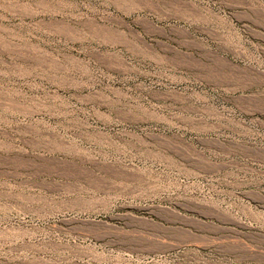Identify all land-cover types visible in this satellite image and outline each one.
<instances>
[{
    "label": "rangeland",
    "instance_id": "obj_1",
    "mask_svg": "<svg viewBox=\"0 0 264 264\" xmlns=\"http://www.w3.org/2000/svg\"><path fill=\"white\" fill-rule=\"evenodd\" d=\"M0 264H264V0H0Z\"/></svg>",
    "mask_w": 264,
    "mask_h": 264
},
{
    "label": "bare ground",
    "instance_id": "obj_2",
    "mask_svg": "<svg viewBox=\"0 0 264 264\" xmlns=\"http://www.w3.org/2000/svg\"><path fill=\"white\" fill-rule=\"evenodd\" d=\"M130 33V32H129ZM134 34V33H133ZM130 36H132V33H131V35ZM138 36V35H137ZM136 36V37H137ZM134 37V36H133ZM140 39V38H139ZM138 39V40H139ZM139 47V46H138ZM141 49V48H140ZM149 50V49H148ZM131 51V50H130ZM144 52V51H143ZM147 52V54L148 53H150L149 51H145L144 52V54ZM141 53V52H140ZM152 54V53H151ZM145 56V55H144ZM149 56V55H148ZM153 56V55H152ZM159 57V56H158ZM151 58V57H150ZM157 63V62H156ZM76 84V83H75ZM75 84H73V85H75ZM77 85V84H76ZM77 86H79V85H77ZM173 88V87H172ZM174 89V88H173ZM171 89H169V91H170ZM174 90H176V89H174ZM101 92V91H100ZM173 92V91H172ZM175 92V91H174ZM178 92V91H177ZM115 93V92H114ZM166 93V92H165ZM170 93V92H169ZM121 93L119 92V95H120ZM159 94V93H158ZM167 94V93H166ZM171 94V93H170ZM177 94V93H176ZM175 94V95H176ZM180 94V93H179ZM74 95V94H73ZM76 95V94H75ZM123 95V94H122ZM174 95V96H175ZM93 96V95H92ZM94 96H96L97 97V95H94ZM99 96V95H98ZM122 97H126V96H122ZM131 97V96H130ZM155 97H157V96H155ZM166 97V96H165ZM92 98V97H91ZM133 99V98H132ZM132 99H128V100H132ZM98 100V99H97ZM176 100V99H175ZM135 101V100H134ZM177 101V100H176ZM103 102V101H102ZM106 103V102H105ZM108 103V102H107ZM106 103V104H107ZM102 104V103H101ZM152 104V103H151ZM100 105V104H99ZM107 106H110L109 108V110H110V112H111V110L112 111H116V112H114V113H117V112H125L126 113V111H127V113L128 112H130L131 114H134L133 115V117H134V119L136 120V119H140L141 118V120L145 117V118H149V117H154V116H156L155 114H154V108H153V106L152 107H147L145 104H143L142 102H138V100L137 101H135V102H130V101H126V100H124L123 98H121V97H117L116 99H114L113 101H111L110 103H108V105ZM154 106H155V103H154ZM157 106V105H156ZM159 107V106H158ZM180 109V108H179ZM97 110V109H96ZM94 111H95V109H94ZM118 114H122V113H118ZM118 114L116 115L117 117H118V119H119V116H118ZM129 114V113H128ZM115 115V114H114ZM158 115V114H157ZM161 115V114H160ZM109 116V118H110V115H108ZM107 116V117H108ZM123 116V115H122ZM125 116V115H124ZM123 116V117H124ZM132 116V115H131ZM159 116V115H158ZM120 117H121V115H120ZM104 118H106V117H104ZM103 118V120L104 121H106L105 119ZM116 118V117H115ZM125 119H126V116L124 117ZM144 118V119H145ZM159 118H160V116H159ZM162 118V117H161ZM102 119V118H101ZM117 119V120H118ZM133 119V118H132ZM154 119H155V117H154ZM156 119H158V118H156ZM108 120H110V119H108ZM107 120V121H108ZM120 120V119H119ZM122 120H123V118H122ZM135 120H133L134 122H135ZM124 121V120H123ZM128 121V120H127ZM137 121V120H136ZM109 122V121H108ZM112 122H114V121H112ZM120 122V121H119ZM129 122H131V121H129ZM122 123V122H121ZM125 123V122H124ZM136 123V122H135ZM138 123V122H137ZM134 124V123H133ZM107 125V124H106ZM86 133L87 132H71L69 135L70 136H72V138L71 139H69V141H66L65 140V142H67V144H68V146H67V144H65L64 143V145H66L67 147L66 148H69V151H73L74 149H78V150H81L82 149V147H81V149H80V143H83V142H85L84 140H87L88 139V136H86ZM107 133V132H106ZM105 132H103V131H97V132H95L94 133V135L99 139V140H103V141H109L110 142V140L111 139H107V134H106ZM65 134V133H64ZM50 135H52V134H50ZM49 135V136H50ZM94 135H92V136H90L93 140H94ZM56 136V135H55ZM50 138H51V136H50ZM49 138V139H50ZM56 138V137H55ZM62 141V140H61ZM60 141V142H61ZM53 142H55V141H53ZM64 142V141H63ZM49 143V142H48ZM57 143V149H59L60 150V148H58V147H61V143H59V142H56ZM55 147V146H54ZM61 148H63V147H61ZM63 150H65V148H63ZM68 151V150H67ZM46 216H48V214L47 213H43V214H39L38 215V218L39 219H47L46 218ZM42 228V227H41ZM29 230V229H28ZM34 231V230H33ZM37 231V230H36ZM27 233V232H26ZM34 233V232H33ZM22 235H24V234H22ZM28 235V234H27ZM37 235V234H36ZM21 236V235H20ZM31 236V235H30ZM33 239H34V236L32 237V239H31V243H29V244H25V247H27V248H29L28 250H31L32 252H35L36 254H37V252H39V251H41V252H46V251H50V250H56V249H59L60 247H59V243L60 242H56V241H54V240H52V239H42V240H39V241H37L38 239H35L36 241H33ZM23 244V243H22ZM23 247H24V245H23ZM28 252V251H27ZM29 254V253H28ZM31 254V253H30Z\"/></svg>",
    "mask_w": 264,
    "mask_h": 264
}]
</instances>
